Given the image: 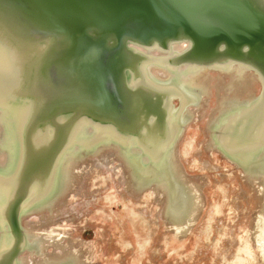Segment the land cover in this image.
I'll use <instances>...</instances> for the list:
<instances>
[{"label": "water", "instance_id": "1", "mask_svg": "<svg viewBox=\"0 0 264 264\" xmlns=\"http://www.w3.org/2000/svg\"><path fill=\"white\" fill-rule=\"evenodd\" d=\"M205 75L207 89L224 80L209 98ZM193 123L264 212V0H0V264L106 263L90 228L75 238V219L54 221L66 207L79 214L71 178L110 150L127 178L113 174L118 192L138 198L141 214L156 204L168 233L187 232L175 229L191 228L204 193L174 164ZM48 219L61 239L34 230Z\"/></svg>", "mask_w": 264, "mask_h": 264}, {"label": "rangeland", "instance_id": "2", "mask_svg": "<svg viewBox=\"0 0 264 264\" xmlns=\"http://www.w3.org/2000/svg\"><path fill=\"white\" fill-rule=\"evenodd\" d=\"M208 140L205 130L193 123L180 145L184 164L193 182H204L199 180L203 174L208 177L202 188V212L197 214L187 232L179 235L168 233L165 217L152 202L142 215L140 200L123 197L118 192L117 181L112 179L113 183L109 181L102 195L92 199L93 204L89 208L82 212L83 208L78 207L79 214L73 213L75 221L68 225L71 236L79 237V233L90 228L93 234L89 236L94 237L91 242H100V252L107 260L105 264H140L141 255L147 256V264H259V256H263L264 250L255 233L264 214L260 206L263 197L254 192L239 167L217 152L213 157L207 153ZM207 160L216 166L213 168L211 165L210 169L203 171L200 161ZM260 207L261 214L258 211ZM129 238L138 243L132 245V249L127 244ZM147 239L150 245L141 251L139 243ZM172 243L176 247V258L163 259L164 247L171 249Z\"/></svg>", "mask_w": 264, "mask_h": 264}, {"label": "bare ground", "instance_id": "3", "mask_svg": "<svg viewBox=\"0 0 264 264\" xmlns=\"http://www.w3.org/2000/svg\"><path fill=\"white\" fill-rule=\"evenodd\" d=\"M160 75H164V74L163 73H160ZM209 77H210V75H205L202 78V83H203L202 87H203V90H205V92L208 94V98L210 97V94H214L213 88H215L216 90L219 91L221 89V87H222L221 84L224 83V80L222 78H218L217 77L215 79V80H217L216 81V84L213 85V88L211 87V88L207 89V85H208L207 79ZM197 83L198 84H201L199 82H197ZM210 108H211L210 111L207 113L208 115H210L211 113H214V111L216 110V105H215V107L210 106ZM205 112L206 111L203 110V114L202 113H200L199 115L197 114L196 117H195V119L198 120L199 122L202 121V120H204V119H206V117H208V115L205 114ZM194 135H193V137H194ZM209 151H210V148H209ZM177 152H178L177 153L178 157L176 158V161H175V164H174L175 165V168L179 169L180 166H182L183 167V169H182L183 172L185 171L186 173H189V171L186 168V165L183 163L184 162L183 155H182L180 149H178ZM201 152H202V150L200 151V153ZM191 153H192V151H191ZM210 155L212 157L215 156V153L213 152V150L210 151ZM116 157H117L116 152L110 150V151H107V152L103 153L97 159H93V160H91L90 162H88L86 164H82L80 167H78L76 169L77 172L74 173V176L71 178V181L72 182H76V177H75L76 175H78L80 177V179H79L80 180L79 186L77 187V190L74 192V194H76V195H80L81 194L82 195V201H81V204H80V207L81 208L82 207L87 208L88 206H90V205L93 204V200L92 199H95L96 198V196H95L94 193L98 191L97 189L100 188V186L104 183V181H106L107 179H112L113 174L116 175L117 178H120L121 177V182H123V183H126L127 182L126 173H125V171L123 169L122 163H118L116 161ZM192 160H194V159H192ZM200 164H201V167L200 168L203 171L205 169H210L211 168V165H213V168L216 166L214 163L211 162V160H207V161H204V162H201L200 161ZM207 178L208 177L206 176V174H203V177L199 178L200 181H204L201 184H199V187L200 188H203L204 184L207 182L206 181ZM110 186H111V184H110ZM89 189H93V190L90 191ZM81 190L82 191H85V192H81ZM225 193H227V192H225ZM92 194H94V195L92 196ZM87 195H89L88 196L89 198L87 197ZM197 197H198V199L200 198L199 196H197ZM163 198H164V196L163 195H160L159 203H163V201L165 199V198L164 199ZM194 198L196 200L195 195H194ZM82 203L84 204V206L82 205ZM227 203H228V200H227ZM77 204L74 203V205H77ZM229 206H231V205H229ZM230 208H228L227 210H230ZM233 209H235V208H233ZM71 212L72 211L70 209H68V207H66L63 211H61L58 214V216H56V219L54 221L55 226H57L58 228L59 227H64L68 223H70L71 221H74V216L71 215ZM223 212H225V211H223ZM232 213H234V212H232ZM229 214H231V213L229 212ZM190 220H191V218H190ZM49 221H50V219L43 221L41 223V225H39L38 227L35 225L34 222H32L35 225V227H33L34 230L37 231V230H39L41 228V231H39L40 233L39 234L37 233V234L38 235H41V234L42 235H45L46 236V239L48 241H51V242L53 241V238H52L53 235L57 236L58 239H61L62 238V234L60 233V230L59 231H56L55 229L51 228L48 225ZM32 223H30V224L33 225ZM54 224H53V226H54ZM263 226H264V221H263ZM175 230L176 231H187V229H181V228L180 229L178 228V230L177 229H175ZM121 234H122V232H121ZM257 240H259L262 243H264V227H262L261 229H258L257 230ZM263 250H264V244H263Z\"/></svg>", "mask_w": 264, "mask_h": 264}]
</instances>
